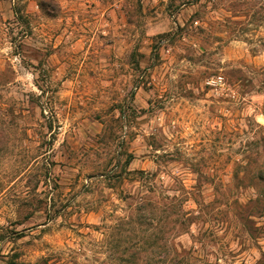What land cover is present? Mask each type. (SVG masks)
Wrapping results in <instances>:
<instances>
[{
	"label": "rangeland",
	"instance_id": "rangeland-1",
	"mask_svg": "<svg viewBox=\"0 0 264 264\" xmlns=\"http://www.w3.org/2000/svg\"><path fill=\"white\" fill-rule=\"evenodd\" d=\"M0 264H264V0H0Z\"/></svg>",
	"mask_w": 264,
	"mask_h": 264
}]
</instances>
